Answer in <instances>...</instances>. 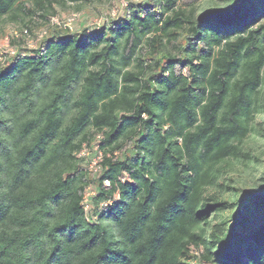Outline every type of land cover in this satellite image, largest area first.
I'll return each mask as SVG.
<instances>
[{"label": "trees", "instance_id": "trees-1", "mask_svg": "<svg viewBox=\"0 0 264 264\" xmlns=\"http://www.w3.org/2000/svg\"><path fill=\"white\" fill-rule=\"evenodd\" d=\"M199 1L66 32L67 0H0V22L51 29L0 63V264H264V192L211 194L264 137V0ZM99 133L118 156L97 177L78 155Z\"/></svg>", "mask_w": 264, "mask_h": 264}, {"label": "rangeland", "instance_id": "rangeland-1", "mask_svg": "<svg viewBox=\"0 0 264 264\" xmlns=\"http://www.w3.org/2000/svg\"><path fill=\"white\" fill-rule=\"evenodd\" d=\"M137 2H142L143 0H135ZM218 0H201L199 1L201 7L199 6V12H205V9L208 7L210 2ZM129 0H94L93 3H79L68 1L64 7H57V14H52L50 16V24L54 25L53 19L58 18L63 25L60 26L64 31H78L81 30L83 26H88L90 29L95 27H100L104 23H107L110 18H117L122 15L123 8L127 7ZM38 22H42L40 19H36ZM70 20H73L70 24ZM21 23V22H20ZM13 23L10 21L0 22V62L2 64L6 63V58L8 54L14 48L21 47L28 48V50H33L39 47L40 43L48 38V34L51 29H48V25H39L35 26L34 24L30 25V30L32 33L29 36H24L22 41H11L10 45L8 44L7 37L11 34L13 30H21L26 28L22 23ZM49 25V26H51ZM66 25V26H64ZM47 31L48 33L45 36L40 37L41 34ZM29 53V51H27ZM23 53V52H22ZM2 58V59H1ZM262 95L264 99V84L262 86ZM264 113L258 114L256 117V125L259 127L264 125ZM102 134L99 133L96 136L98 142L92 146V148L86 147L83 157L86 158V163L84 161L83 168L92 175L97 177L100 176L103 170V161L105 156L112 157L118 156V152L114 154L108 152L105 153L102 150ZM92 143V144H93ZM246 152L248 156L246 161L248 165L238 166L235 171L224 175L220 182L224 185L222 186L223 190H220V187L211 190V194L220 191L225 192L226 196L230 199L233 198V193L235 188H242L243 190L256 191L257 193L264 192V137L258 135H251L246 143ZM80 157V156H79ZM109 181L106 180L105 184L109 185ZM91 189L95 190V186L90 183ZM233 208H226L222 212L223 217H230Z\"/></svg>", "mask_w": 264, "mask_h": 264}, {"label": "built area", "instance_id": "built-area-1", "mask_svg": "<svg viewBox=\"0 0 264 264\" xmlns=\"http://www.w3.org/2000/svg\"><path fill=\"white\" fill-rule=\"evenodd\" d=\"M72 21L73 20H70L69 24ZM52 23L54 25H59V26L63 25V22H61L58 18L53 19ZM64 26H66V25H64ZM29 34H30V32H29L28 28H24V29H21V30H13L11 32V34L7 37V40H9L8 44L10 45L11 41L12 42L15 41V40L20 41L24 36H29ZM46 34H47V31H44V33L41 34L40 37L42 38V36H45ZM19 53H20V49H19V47L16 46V48H14V49H12L10 51V53L8 54L9 56H8V58L5 59V61H7L10 57L17 56ZM97 142H98V140H97ZM86 147L87 146H85L84 150L78 155V156H80V157H82L84 159L85 163H86V158L83 157V153H84ZM90 185L87 188V190L85 191V195H84V199H83V202H82V206L85 209L87 220L94 221L97 217H96V215L94 213L93 199H94V197H96L98 195V193H97L96 188H95V190H92Z\"/></svg>", "mask_w": 264, "mask_h": 264}]
</instances>
